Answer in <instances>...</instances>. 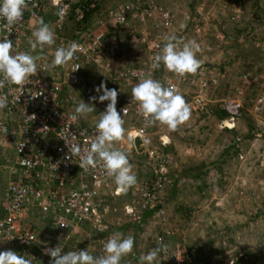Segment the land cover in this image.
Segmentation results:
<instances>
[{
	"label": "built area",
	"instance_id": "2783aa9c",
	"mask_svg": "<svg viewBox=\"0 0 264 264\" xmlns=\"http://www.w3.org/2000/svg\"><path fill=\"white\" fill-rule=\"evenodd\" d=\"M230 1L197 0L192 7L165 8L154 0H131L106 10L69 38L63 35L66 24L72 16L83 20L86 13L95 9L94 0H28L22 19L11 29L0 19V39L7 36L13 42V54L27 52L41 57L36 62L37 74L30 77L26 85L5 82L4 88H0V94L10 92L7 107L0 109V171H4L0 175V252L15 251L31 258L33 264L39 255L45 256V248L58 245L64 252L71 244L68 251L88 249L93 256L103 254L106 239L101 238L97 245L86 248L78 239L84 234V223L98 234L108 231L106 218L117 212V208L110 207L107 200L120 193L117 194L114 179L99 165L85 170L80 168L78 156L69 159L65 143L75 137L74 142L81 149L90 147L99 115L109 103L98 102L100 113L91 117V123H84L87 115L76 121L71 119L79 102L72 95L65 97L63 88L91 89L95 85L89 76L83 75L84 66L101 73L110 80L107 87L118 92L117 111L124 120L125 131L113 146L125 152L130 163L134 160L133 154L146 155L142 164L146 175L131 188V201L122 207L124 215L140 228L149 218L155 220L164 216L165 192L175 184L171 172L176 157L168 150L171 140L166 126L159 122L148 124L142 114H138L131 90L141 78L151 77L165 86L171 84L195 112L205 110L208 89L217 85L219 75L205 72L203 58L212 54L233 58L236 45L243 44L249 37L250 25L245 24L246 19L254 20L259 13L256 21L263 20L259 9L245 18L242 7H233L227 23L241 31L229 37L224 25L221 29L220 22L208 20L216 18L215 7L223 2L222 8H227ZM51 9L55 17L48 25L54 32L55 43L38 46L33 51L28 41L34 39L32 32ZM60 9H63L62 17L58 15ZM165 34L175 35L185 42L194 40L200 45L196 56L201 66L196 74L177 76L163 64L153 68ZM73 41L78 44L73 59L63 66L50 67L56 48ZM263 81V77L254 78L250 72L241 75L238 84L218 105L228 113L227 123L222 121L221 129L235 125L242 110L247 111L246 90L257 87L255 91L261 95ZM32 94L39 96L33 99ZM262 102L263 99L250 100L255 106ZM124 108H127L126 114ZM154 135H157L156 144L151 141ZM174 235L170 227L153 236L148 234L149 242L138 251L136 260L121 264H140V256L158 247L160 242L167 245V250L162 251L153 264H191L190 253L179 244L171 243Z\"/></svg>",
	"mask_w": 264,
	"mask_h": 264
},
{
	"label": "rangeland",
	"instance_id": "374dc122",
	"mask_svg": "<svg viewBox=\"0 0 264 264\" xmlns=\"http://www.w3.org/2000/svg\"><path fill=\"white\" fill-rule=\"evenodd\" d=\"M128 1L131 0H98L99 10L92 18L96 19L107 9ZM157 1L165 8L189 5L188 0ZM221 5L214 8L216 18L208 21L220 22L218 27L222 29L224 25L226 33L234 30L227 23L233 7H242L246 13L259 9L263 20L245 23L250 24L249 37L244 46L235 51L239 52L235 60L215 54L203 58L205 72L219 75L217 85L208 89L206 99L209 105L196 112L190 106V119L176 130L166 126L174 142L169 151L178 156L174 172L181 174L184 181L175 190L165 192L164 216L155 220L149 218L140 228L131 225L121 214L118 219L113 215V220L120 224L114 227L118 230L113 233L134 237L133 248L141 251L149 242L148 234L153 236L170 227L175 233L171 243L185 248L193 255L196 264H264V87L261 95L255 91L259 89L257 87L246 90L247 111L234 131L221 129L214 114L220 112L218 105L238 84L242 74L250 72L254 78H264V2L231 0L227 8ZM72 26L70 23L63 34L71 35ZM100 75L98 73L95 77L97 86L106 82V78ZM97 86L69 89L66 94L74 96L78 102L92 103L90 97L96 95ZM257 99H263V102L257 106L250 103V100L255 102ZM98 102L92 105L95 110L88 114V118L99 115ZM249 127L253 128L254 136L247 138ZM234 137L237 141L232 144ZM151 141L155 143L156 139ZM188 144L197 146L195 156L181 157L182 148L189 147ZM140 157L141 161L145 159ZM141 172H145L144 167ZM200 172L205 173L202 174L203 182L194 178ZM87 231L82 236L84 243L92 242L95 234L93 229ZM126 256L129 258L131 253Z\"/></svg>",
	"mask_w": 264,
	"mask_h": 264
},
{
	"label": "clouds",
	"instance_id": "9594fccd",
	"mask_svg": "<svg viewBox=\"0 0 264 264\" xmlns=\"http://www.w3.org/2000/svg\"><path fill=\"white\" fill-rule=\"evenodd\" d=\"M94 1L97 4V8L95 7V9L99 10L98 0ZM154 2L157 5H160L157 0H154ZM188 3L190 7L195 4L193 0H188ZM27 7L28 0H0V19L6 21L5 27L11 29L15 23L20 21L23 17L24 10ZM94 10L91 12V19L89 21L95 20L92 18V15H94L95 12L97 13L98 10ZM250 13L251 11L249 10V13L245 14V18H249ZM58 15L61 17L63 16V9L59 10ZM54 17L55 14L53 10L44 14L39 22V27L32 32V37H34V39L30 38L28 42L33 51H35L38 46L42 48L44 45L51 46L55 43L54 32L48 25ZM72 17L66 24L65 29L70 23H73V31L69 36L63 34L66 38L73 37L76 31L82 26L78 25L75 28V19ZM254 20L247 21L246 19L245 23H251ZM2 38L3 39H0V77H2L0 78V88H4L5 82L16 86H24L30 77L37 74L36 62L41 59V57L38 55L33 56L27 52H16L13 54V42L9 40L7 36ZM163 40V46L154 57L153 68H159L161 64H163L169 72H172L177 76L182 77L186 74H196L201 66V62L196 56V52L199 51L200 45L194 40L185 42L175 35L168 34L164 35ZM77 50L78 44L75 41L71 42L68 46H60L56 48L54 57L49 66L58 67L67 64L73 59ZM82 72L86 77L89 76L94 81L95 86H97L98 83H96L95 77L98 76V71H95L94 68L84 66ZM100 74L101 73H99V75ZM100 76L103 77L102 74ZM105 80L107 83L102 81L101 84L95 88L96 95L90 97L92 103H86L84 100H81L75 107V114L71 116V119L76 121L78 117H83L92 113L95 110L92 105H94L97 100L100 103H104L105 101L109 102L106 106V110L99 115V120L96 123L95 134L91 139L90 147L81 149V147L74 142L75 137L72 141L65 140V143L70 153L68 156L69 159L78 156L80 161L79 166L85 170H88L89 168L95 169L99 165L107 176L114 179V183L117 186V194H119L120 192H126L129 188L135 186L139 179H137L136 173L133 171V165L130 163L127 154L113 146V142L119 141L124 134V120L122 119L120 112L117 111L118 92L116 89H109L107 86H109L110 80ZM69 89L74 88H63V95L65 97L70 95L66 94ZM9 94L10 92L0 94V109L7 107ZM38 96L39 95L32 94L33 99ZM131 98L132 102L135 101L138 105V114H142L148 124L159 122V124L167 126L170 130H176L178 126L187 122L191 117V108L185 98L179 94L171 84L165 86L151 77L141 78L136 83L131 90ZM220 111H223V109H220ZM126 112L127 108H124L123 113L126 114ZM242 112L245 111L242 110ZM227 118L228 113L222 119L217 118L218 126L222 125V121L226 122ZM240 119L241 117H239L234 126L222 129L234 131ZM168 135L171 140L168 147L169 150L174 142L170 133H168ZM152 137L151 140L156 139V142L153 144H156L157 135ZM188 145L189 147L182 148L181 157L182 155L188 157L195 156L197 146L194 144ZM192 145H194V147H192ZM141 155L145 158V153ZM133 156L138 157L136 154ZM174 156L176 157V162L172 172L176 175L178 173L177 171H174L178 162V156ZM173 178L175 180L177 176H174ZM180 180L182 182L178 184V181ZM183 181L182 176H180L176 180V185L174 184L175 187H172L167 191H172V189L178 188ZM136 227L139 226L136 225ZM133 247L134 237H125L122 233H113L106 239L103 246V254L99 256H93L89 253L88 249L64 252L60 245L55 248H45L44 254L52 258L50 264H120L122 258L132 252ZM166 250L167 245L160 242L158 247L154 248L146 255L142 254L140 256V264H153L157 256L162 251L166 252ZM0 264H33V261L27 256H21L15 251L7 250L0 252Z\"/></svg>",
	"mask_w": 264,
	"mask_h": 264
},
{
	"label": "bare ground",
	"instance_id": "6f19581e",
	"mask_svg": "<svg viewBox=\"0 0 264 264\" xmlns=\"http://www.w3.org/2000/svg\"><path fill=\"white\" fill-rule=\"evenodd\" d=\"M134 155V154H133ZM4 174V171H0V175H3ZM3 177H5V175L3 176ZM116 186V185H115ZM132 188V187H131ZM131 188H129L126 192H129L130 194H131ZM126 192H120V194H119V196H117V197H111V198H108L109 200H107V204H109L110 205V207H116L117 208V212H115V213H110L108 216H107V218H106V221H107V224H108V226H109V229H108V231L106 232V233H103V234H98L95 230H94V233H97L98 235L97 236H95V237H93L92 238V242H90V243H83L82 242V237L80 238V239H78V242L81 244V246L83 247V248H86V246H88V245H97V241L99 240V239H101V238H104V239H107L109 236H111L112 235V231L113 230H115V229H117V228H115L114 229V227H118V226H120V224L118 223V222H115L114 220H112V222L113 223H111V221H110V218L114 215H118V214H121V216L123 215V216H125L124 215V213H123V204H121L120 206H117V205H113V203H115V198L117 199L118 197H121V196H123ZM111 204H110V203ZM128 203V202H127ZM125 204V203H124ZM128 220H129V222H130V224L131 225H134V226H136V224L134 223V222H132L127 216H125ZM82 228L84 229V233H86L87 234V229H92L88 224H83L82 225ZM95 235V234H94ZM83 236H84V234H83ZM94 238H96V239H94ZM69 245H71V244H68V246L65 248V250H66V252L68 251V249H69ZM137 253H138V251L137 250H135L134 248H133V250H132V252H131V256L128 258L127 256L126 257H124V258H122V260H121V262H120V264L121 263H123V262H125V261H131V262H133V261H135L136 260V256H137ZM52 258L50 257V256H48V255H42V256H40L39 255V258H38V260L36 261V263H34V264H50V260H51Z\"/></svg>",
	"mask_w": 264,
	"mask_h": 264
},
{
	"label": "trees",
	"instance_id": "16d2710c",
	"mask_svg": "<svg viewBox=\"0 0 264 264\" xmlns=\"http://www.w3.org/2000/svg\"><path fill=\"white\" fill-rule=\"evenodd\" d=\"M97 8V7H96ZM96 10H98V9H95L94 11H96ZM91 12L90 13H86V15H85V17H84V19L83 20H79V19H77V20H75V28L78 26V25H83V23L84 24H86L87 22H89V20L91 19ZM255 14H256V11H255ZM258 16H259V13H257L256 14V17H254V22H258V21H256V20H258ZM75 19V18H74ZM241 31V29L240 28H236V31H235V28H234V30H233V32H228V33H230V34H228L229 35V37H231V36H235V33L236 32H240ZM244 44L245 43H243V44H238V45H236V50H240L241 48H242V46H244ZM238 56H239V52H237V53H235V56L233 57V58H230L229 57V60H235L236 58H238ZM257 71V70H256ZM262 74V73H261ZM263 87H264V81H263ZM74 89H78V88H82L81 86L79 87V86H77V87H73ZM214 114H216L217 116V118H219V119H222V118H224L226 115H227V113H226V111H220V112H215ZM245 115V113L244 112H241V114H240V117L241 118H244L243 116ZM264 132V131H263ZM250 135L251 136H254V133H253V128L252 127H249V131H248V133H247V135H246V137L248 138V137H250ZM236 141H237V138L236 137H234V139H233V143L232 144H235L236 143ZM140 156H142L143 157V155H140ZM137 157V156H134V160H133V164H136V165H138V168L139 169H136L137 170V172H136V177H137V179H139V178H141V177H143V176H145L146 174V172H141L142 171V164H143V161H141V157ZM137 157V158H136ZM144 157H146V155L144 156ZM202 174H205L204 172H202ZM201 174V172H200V175L198 174V173H196L195 174V177L194 178H196V179H201V181L203 182V175ZM171 176L172 177H174V176H177V178L175 179V185H176V180L180 177V176H182L181 174H179V177H178V174H174L173 172H171ZM175 187V186H174ZM176 188H174V189H172V190H175ZM98 234L97 233H95V235H94V237L95 236H97ZM173 238L174 237H172V239L171 240H173ZM83 240V239H82ZM83 242V241H82ZM84 243V242H83ZM86 244V243H85ZM87 245V244H86ZM191 255V258H192V263L191 264H196L195 263V258L193 257V255L192 254H190Z\"/></svg>",
	"mask_w": 264,
	"mask_h": 264
},
{
	"label": "crops",
	"instance_id": "0c3cea01",
	"mask_svg": "<svg viewBox=\"0 0 264 264\" xmlns=\"http://www.w3.org/2000/svg\"><path fill=\"white\" fill-rule=\"evenodd\" d=\"M88 91V90H87ZM87 116H88V114H87ZM88 117H90V116H88ZM85 118V121H84V123H86V124H88V123H91V121H90V119H92V118ZM140 155L138 154V157H139ZM131 164L133 165V171H134V173H136L137 172V170L136 169H139L138 168V165H136V164H133V161L131 162ZM135 169V170H134ZM124 198H126V200H123ZM123 200V201H119V200ZM131 201V195H130V193L129 192H126L123 196H121V197H118L117 199L115 198V203L114 204H124V203H127V202H130ZM114 218L115 219H118L119 218V216L118 215H115L114 216ZM112 220H113V216L110 218V221H111V223H113L112 222ZM118 229H115V231H117ZM114 231V230H113ZM112 231V232H113Z\"/></svg>",
	"mask_w": 264,
	"mask_h": 264
}]
</instances>
